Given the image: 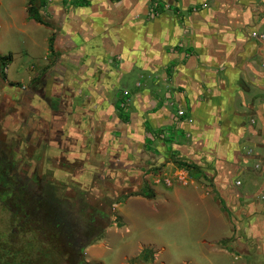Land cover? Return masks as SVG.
Wrapping results in <instances>:
<instances>
[{"label":"crops","instance_id":"crops-1","mask_svg":"<svg viewBox=\"0 0 264 264\" xmlns=\"http://www.w3.org/2000/svg\"><path fill=\"white\" fill-rule=\"evenodd\" d=\"M8 5L17 8L11 11L13 23L21 21L22 25L49 30L44 59L55 52L59 57L56 68L63 69L65 76L78 69L80 77L88 76L89 86L98 91L99 64L104 62L109 70L106 126L110 124L109 151L113 153L107 159L108 166L105 164L107 169L95 167L98 176L109 170V182L113 173L130 169L133 160L139 161L140 169L147 163L149 155L143 144L146 116L161 123L169 110L165 102L151 97L154 91L145 81L168 76L173 103L184 110L183 119H178L187 137L175 148L183 157L177 159L188 166L178 165L174 170L205 165L202 177L209 182L212 178L216 195L205 198L185 192L181 198H193V207L227 229L228 235L216 242L223 247L215 253L236 252L243 257L241 264H264V41L252 37V33L264 34V0H36L37 14L44 24L29 18V0H11ZM85 32L92 34L93 41L81 39ZM108 60L109 66L105 64ZM10 63L4 66L0 62V103L7 106H13L16 89L23 90L35 74H28L25 82H14L7 76ZM46 67L42 65L36 72ZM131 78L137 83L125 98L134 106L127 126L128 120L122 123L113 113L111 93L115 86L110 83ZM124 84L129 87L127 81ZM1 126L17 128L16 120L3 117ZM211 171L216 172L214 177ZM240 178L247 181V188H258L262 195H249ZM188 180L191 184L189 175ZM232 184L239 188L234 191ZM216 188H222L224 200ZM133 200L129 197L127 203ZM176 200L179 198L159 199L166 205ZM222 205L224 210L232 205L235 225L220 209ZM107 248L100 244L91 250V261H97ZM151 251L158 261L156 251Z\"/></svg>","mask_w":264,"mask_h":264},{"label":"rangeland","instance_id":"rangeland-1","mask_svg":"<svg viewBox=\"0 0 264 264\" xmlns=\"http://www.w3.org/2000/svg\"><path fill=\"white\" fill-rule=\"evenodd\" d=\"M9 1L11 0H0L2 3L0 5V53L12 55L13 61L6 66L7 76L14 82L21 83L26 81L28 74L36 73L42 65L57 63L59 57L55 52H52L46 60L44 59L45 39L49 35V30L22 25L21 21L13 23L10 18L11 11L17 8H11L8 5ZM81 35L83 37L79 38L86 43L93 41L91 33L85 32ZM117 62L116 64H118ZM105 64L109 66V60ZM98 68L100 70L96 82L100 86L98 91H95L94 86L92 88L89 86L90 78L88 76L80 77L78 69L66 73L65 85L68 90H71L68 97L71 107L74 109L71 114L73 121L66 130L67 133L68 131L71 133L69 135L73 139L71 143L76 140L77 143L83 144H80L79 148L74 146L71 149L72 154L88 153V158L94 167L99 165L105 169V164L107 166L109 164L107 159L113 153L109 151L110 124L106 126L107 122L109 123L110 78L109 70L105 69L104 62L102 65L99 64ZM154 80L147 78L145 81L146 84L150 82V88L154 91L151 92V97L156 102H165L169 112L160 121L161 123L152 122L146 116L148 129L146 128L143 144L149 158L144 167L140 169L139 161L133 160L130 169L121 173H113L110 176V184L107 186L111 208L109 224L103 233L93 239V244L84 250V259L87 264H129L143 249H149L156 251L158 261H154L153 255L147 264H241L243 257L236 252L215 253L218 248L223 247L222 243L216 242L219 237L228 235L227 229L220 227L209 216H205V213L197 206L193 207L191 201L193 198H181L185 196V192H187V196L205 198H216V195L211 187L210 173L208 175L210 182L208 178L202 177V174L205 173L203 171L207 169L203 164L195 165L196 169H185L191 178V184L182 185L177 181L174 169L178 165L173 162V159L183 158L175 145L185 143L187 138L178 119L179 117L183 119L184 114L178 115V111L181 109L176 103H173L175 99H173L168 76L157 77ZM111 81V86H115V91L111 93L113 113L122 123L128 120V124H125L128 126L131 123V112L134 106L132 103L129 104V100L127 101L125 98H127L129 88H133L137 83V79L131 78L123 81L124 83L127 81L129 84L127 88L123 82ZM127 102L128 104H125ZM95 104L96 106H94ZM181 111L184 112V110ZM146 112L148 114L149 110ZM144 115L142 114V116ZM95 120H99L101 123H97ZM80 121V125L76 126ZM113 126L116 127V125ZM89 128L91 131L88 130ZM132 131L135 133L138 131L136 125H133ZM128 159L124 160L125 163L128 162ZM150 165L152 167H149ZM211 172L214 177L216 172ZM100 175L96 177L98 183L103 177V179L109 178V170L101 172ZM233 180L231 178V181L235 182ZM240 180L242 187L247 188V181L244 178H240ZM127 185L131 187L126 189ZM237 186L239 185H231L234 191L239 188ZM249 188H247L249 195L250 192L251 195L257 192L260 196L258 188ZM221 189L216 188L220 196L222 195ZM129 197L134 198L133 203H127ZM168 197H177L179 200L172 201L168 205L159 201V199ZM221 198L224 200L223 195ZM224 206L222 205L220 209L225 212L226 218H229L231 224L235 225L236 218L232 205H226L228 208L226 210H224ZM166 208L167 210H164ZM155 209L162 210L155 212ZM202 240H205L208 245L200 243ZM100 244L109 248L104 249L103 253L97 256V261H91L89 256L90 253L92 254L91 250L98 248ZM51 254V260L57 259L55 253L51 252Z\"/></svg>","mask_w":264,"mask_h":264},{"label":"flooded vegetation","instance_id":"flooded-vegetation-1","mask_svg":"<svg viewBox=\"0 0 264 264\" xmlns=\"http://www.w3.org/2000/svg\"><path fill=\"white\" fill-rule=\"evenodd\" d=\"M16 90L13 106L0 103V264H87L84 250L109 224V178L98 183L89 154H72L83 144L66 130L63 69L47 64ZM8 116L17 128L1 126Z\"/></svg>","mask_w":264,"mask_h":264},{"label":"trees","instance_id":"trees-1","mask_svg":"<svg viewBox=\"0 0 264 264\" xmlns=\"http://www.w3.org/2000/svg\"><path fill=\"white\" fill-rule=\"evenodd\" d=\"M35 1L36 0H29L31 7H29V9H28V16H29V18L34 19L35 21L44 24V22L41 20V18L37 14ZM11 60H12L11 54H7V55L0 57V62L4 66L9 64L11 62ZM173 161L177 165L188 166L184 160L176 158V159H173ZM152 256H153V253L151 250L143 249L140 252V254L135 259H133L129 264H147L148 262H150Z\"/></svg>","mask_w":264,"mask_h":264},{"label":"built area","instance_id":"built-area-1","mask_svg":"<svg viewBox=\"0 0 264 264\" xmlns=\"http://www.w3.org/2000/svg\"><path fill=\"white\" fill-rule=\"evenodd\" d=\"M252 37L261 39L262 41H264V34L262 35H257L256 33H252ZM178 115H183V112L180 110L178 111ZM175 177L177 179V181L182 184V185H187L188 184V174L184 169H176L175 171ZM238 184V182H237Z\"/></svg>","mask_w":264,"mask_h":264}]
</instances>
